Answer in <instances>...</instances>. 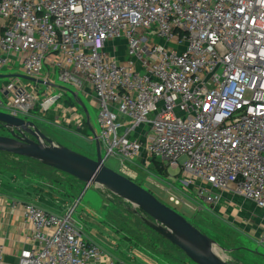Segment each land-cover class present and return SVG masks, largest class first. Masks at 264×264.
Segmentation results:
<instances>
[{"label": "built area", "instance_id": "obj_1", "mask_svg": "<svg viewBox=\"0 0 264 264\" xmlns=\"http://www.w3.org/2000/svg\"><path fill=\"white\" fill-rule=\"evenodd\" d=\"M13 55L48 89L14 76L0 111L45 121L61 96L52 95L57 73L98 110L90 139L106 165L117 160L134 181L138 162L180 168L179 187L166 176L175 207L215 210L222 192L243 197L263 211L264 248V0H0V70ZM76 109L63 107L52 124L82 135ZM13 206L31 227L18 264H122L85 235L77 203L61 214ZM4 253L0 244V264Z\"/></svg>", "mask_w": 264, "mask_h": 264}, {"label": "rangeland", "instance_id": "obj_2", "mask_svg": "<svg viewBox=\"0 0 264 264\" xmlns=\"http://www.w3.org/2000/svg\"><path fill=\"white\" fill-rule=\"evenodd\" d=\"M116 46L118 50L113 51L112 54L122 58V54L126 49L125 43L117 41ZM51 78L56 86L52 95H61L57 99L56 104L67 107L73 105L80 106L78 99H81L90 113L92 128L99 133L98 110H96L92 100L85 97L83 93H80V95L76 94L77 97L75 95L72 97V94L65 89L73 92L75 90L69 84L59 80L57 73L53 74ZM40 87L43 90L48 89L47 85H41ZM0 98L5 101V97L1 91ZM43 101L44 97L41 95L37 104L38 112L45 106L43 105ZM57 110V106H54L53 109H50L46 113L44 118L48 120L54 119L55 121L57 114L54 112ZM38 127L58 144L96 159V144L93 141L90 142L88 139L89 136L93 135V131L88 125L81 130L82 135L85 134V138L79 135H66L68 139L61 137L60 133L52 129L53 127L49 124L38 123ZM0 135H8V133L0 129ZM186 160L187 157L182 156L179 162L182 165ZM159 163V166L155 164L151 169L140 167L139 162L137 163L138 166H133L132 168L139 174L136 182L151 191L162 202L183 214L190 222L212 237L217 243V251L226 260L236 264H264V248L259 244L257 237L243 235L242 230H238L237 227L231 226L232 228H229L210 213L197 212L187 206L175 207L170 202L167 194V190L169 189L168 182L170 181L167 180L166 176L169 173L173 178L172 180L176 181V186L179 187L178 185H180V181L182 180L181 169L166 167L163 163ZM107 166L119 172V162L117 160H109ZM13 170L17 172L16 177L10 176V172ZM3 175H6V178L19 179L27 189L31 187L35 188L36 185H38L39 189L40 187L54 189L60 184L75 188L84 186L82 182L73 176L51 168L40 161L22 160L15 157V155L0 153V181ZM84 188L85 186L83 190ZM81 195L82 192L78 198ZM71 206H64V210L66 211ZM192 207L195 208L196 206L192 205ZM73 218L83 227L86 236H90L91 231L93 239L99 238L103 242L101 245L105 250H108L117 259L125 261V263L130 261H132L131 263H135L133 260H136L140 255L145 264L193 263L182 250L146 223V220L150 218L145 213L131 202L118 197L104 187L96 186L94 188L92 186L87 188L78 202V207Z\"/></svg>", "mask_w": 264, "mask_h": 264}, {"label": "water", "instance_id": "obj_3", "mask_svg": "<svg viewBox=\"0 0 264 264\" xmlns=\"http://www.w3.org/2000/svg\"><path fill=\"white\" fill-rule=\"evenodd\" d=\"M73 93H76L66 89ZM78 104L89 120L90 113L81 99ZM0 126L8 135H0V152L28 157L69 174L85 185L100 186L131 202L150 219L146 223L180 248L195 264H236L217 251L216 241L190 222L176 209L162 202L133 179L108 167L101 145L96 141V159L55 143L32 120L0 111Z\"/></svg>", "mask_w": 264, "mask_h": 264}, {"label": "crops", "instance_id": "obj_4", "mask_svg": "<svg viewBox=\"0 0 264 264\" xmlns=\"http://www.w3.org/2000/svg\"><path fill=\"white\" fill-rule=\"evenodd\" d=\"M11 59L13 61L9 64V66H6L0 70V86L2 84V87L0 88V90L3 87H5L9 83L11 78L14 76H20V77L22 76V78L24 79L25 87L27 88L33 87V86L39 88L41 86L40 83L38 84L37 81L34 80L33 78H29L21 73L20 68H19V65H20L19 56L13 55ZM53 85L54 86L52 88H55V84ZM52 88H51V91H52ZM71 94H72L71 96L73 97L74 94L73 93ZM75 106L76 108H78L76 110H79L84 114V117L86 118L85 119L86 126L88 125V127H90L94 133L95 130L91 126L90 117L88 120L84 109L78 105H73V107ZM63 107H67V106L58 105L57 106L58 110L54 113H56L57 116L59 115H62V117L65 116L63 112ZM68 107H71V106H68ZM37 113L41 114V112H38V111ZM35 122L37 125L38 123H46V124L51 125L53 127L52 129L58 131L60 133V136L63 137L64 139H68L66 135H75V136L79 135V134L73 133L71 129L73 127H70L66 125L65 123H63L61 127L54 126L52 124L54 122V119H51V120L46 119L45 121L38 120ZM0 129H2L1 126H0ZM84 135L85 134L79 135V136L85 138ZM88 139L91 142L90 136L88 137ZM12 172H10V176L16 177L15 176L16 173L15 172L12 173ZM1 179L2 180L0 181V193L2 194V198L0 199V244L4 245V248H5L3 261H4V264H18L19 254L27 243V236L29 235L31 231V227H30V224L25 220V217L23 216L21 208L13 206L14 202L19 201V202H26V203H34L46 209L47 211L61 214L65 211L64 206H67V207L71 206L75 200L76 201L74 205L77 203V206H76V209H77L78 202L82 198L86 189L83 190V187L85 185L82 187L79 186V188H75L72 186L68 187L62 184L57 185L54 189L52 188L44 189L41 187L39 189L38 185H36L35 188L31 187L30 189H27L26 187L22 185L19 179L12 178V177L6 178V175H3ZM6 179L7 181H5ZM93 187L95 188L96 186H93ZM81 192H82V195L78 198ZM197 212H200V211H197ZM202 212L212 214V216H214L216 219H219V221H221L224 225L228 226L229 228H232L231 226H233L234 228L237 227L238 230H242V233H244L243 235H246V236L250 235L253 237H257V240H259V237L262 233L263 211L255 207L253 203L247 200H244L243 197L237 196L232 192H222V199L217 205V207L215 208V210L209 207L206 210H202ZM87 237L88 238L91 237L90 239L95 241L99 245H101V243L103 244V242H101L99 238H95V239L92 238L91 231H90V236H87ZM106 251L109 254H111L108 250ZM113 257L116 258L115 256ZM116 260L122 264H135V263L145 264V262L142 261L141 255L136 260H133V262L135 263H131L132 261L125 263V261L119 260L117 258ZM151 260H154V259H151ZM192 264H195V263L193 262Z\"/></svg>", "mask_w": 264, "mask_h": 264}, {"label": "trees", "instance_id": "obj_5", "mask_svg": "<svg viewBox=\"0 0 264 264\" xmlns=\"http://www.w3.org/2000/svg\"><path fill=\"white\" fill-rule=\"evenodd\" d=\"M0 153H2V154H9V153H4V152H0ZM11 155H13V154H11ZM15 157H18V158H20L22 160H34L35 161V159H31V158H28V157L17 156V155H15ZM155 164H157L159 166L160 163L156 161ZM13 172L17 173L15 170H13Z\"/></svg>", "mask_w": 264, "mask_h": 264}]
</instances>
